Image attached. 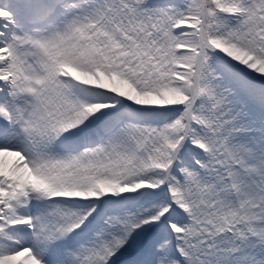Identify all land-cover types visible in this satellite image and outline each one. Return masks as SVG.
Here are the masks:
<instances>
[{"label": "snow or ice", "instance_id": "1", "mask_svg": "<svg viewBox=\"0 0 264 264\" xmlns=\"http://www.w3.org/2000/svg\"><path fill=\"white\" fill-rule=\"evenodd\" d=\"M0 264H264V0H0Z\"/></svg>", "mask_w": 264, "mask_h": 264}]
</instances>
